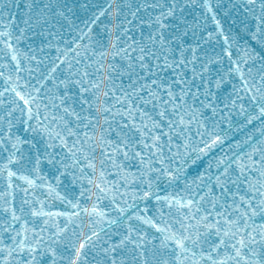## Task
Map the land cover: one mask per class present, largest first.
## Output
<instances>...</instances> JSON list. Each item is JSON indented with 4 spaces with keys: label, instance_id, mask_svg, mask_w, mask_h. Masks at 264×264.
Segmentation results:
<instances>
[{
    "label": "snow or ice",
    "instance_id": "1",
    "mask_svg": "<svg viewBox=\"0 0 264 264\" xmlns=\"http://www.w3.org/2000/svg\"><path fill=\"white\" fill-rule=\"evenodd\" d=\"M0 264H264V0H0Z\"/></svg>",
    "mask_w": 264,
    "mask_h": 264
}]
</instances>
